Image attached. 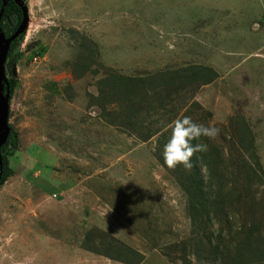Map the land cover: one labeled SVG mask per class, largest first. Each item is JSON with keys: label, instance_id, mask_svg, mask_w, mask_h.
Wrapping results in <instances>:
<instances>
[{"label": "rangeland", "instance_id": "374dc122", "mask_svg": "<svg viewBox=\"0 0 264 264\" xmlns=\"http://www.w3.org/2000/svg\"><path fill=\"white\" fill-rule=\"evenodd\" d=\"M23 1L28 24L16 75L5 62L18 147L0 185V264H125L100 253L106 239L138 251L139 264H184L185 256L203 263L190 250L202 239L194 221L207 208L198 190L182 186L189 170L160 159L171 123L185 113L221 129L200 138L218 153L217 164H198L205 197H220L224 212L218 221L209 211L210 242L234 249L239 240L264 252V47L246 43L264 38V26L250 24L243 35L245 0ZM253 6L247 13L258 18ZM192 64L217 77L194 90H150L133 127L100 81ZM243 223L255 229L234 237Z\"/></svg>", "mask_w": 264, "mask_h": 264}, {"label": "trees", "instance_id": "16d2710c", "mask_svg": "<svg viewBox=\"0 0 264 264\" xmlns=\"http://www.w3.org/2000/svg\"><path fill=\"white\" fill-rule=\"evenodd\" d=\"M1 6V1H0ZM12 15H15L12 18ZM21 9L13 0H7L6 5L4 6L3 14L0 20V26L3 29L6 36L10 35L14 32L21 21ZM23 37V33L19 34L10 44V48L7 54V57H10V61L15 63L17 57L19 55L18 48L21 43ZM45 51V47L41 46L39 49L32 51V56H41ZM86 57L91 56L92 53L89 48L84 49ZM11 63V65H12ZM11 72V71H10ZM215 77H217V72H215L210 67H205L199 64L187 65L181 69H174L166 72L159 73L158 75H149V76H129L120 73H109L107 77L102 78L100 81L104 82L107 88H111V92L113 96L117 100L122 103L121 110L126 111L127 123H129L132 127L135 126V123L140 122L139 115L142 107L139 105L140 102L144 101L147 97L150 90L156 89L153 91V96L158 94L159 91L157 89L163 87V90L168 93L169 91L175 89H185L192 86L194 90L196 87L200 86V84H207L211 82ZM9 81V89H10V98L13 93V85L14 79L8 78ZM103 91V90H102ZM105 92V91H104ZM103 93V92H102ZM10 102V101H9ZM101 104V113L108 114L110 111L106 110L102 101H96L95 104ZM187 115V113H185ZM9 118V116H8ZM139 125V124H138ZM10 126V132L8 134L7 140L1 147L2 153V171L0 175V185L7 179V177L12 173L11 167L8 165L9 155L13 153L14 150L18 147V134L13 128ZM142 136V135H141ZM151 135L142 136V140H146ZM168 139V138H167ZM167 139L162 142V145L166 143ZM196 143V141H193ZM247 144L242 145L243 147H247ZM209 149V150H208ZM159 150V149H158ZM208 150V151H207ZM207 150L203 152H197L192 157L193 167L187 173L184 171V183L182 184L183 188L187 191L188 194L193 193V189L198 190L196 194V199L198 203L203 204L202 206L206 207L205 217L201 220H196V223H202L201 227L198 231V238L202 237L199 240L197 245L190 252L196 255L198 258L203 259V263L201 264H264V252L261 249H256L254 246H247L241 244L238 240L237 245H234V249H229L231 245L224 243L223 245H219L218 243H211L210 235L212 232H206V226L208 221L210 220V215L212 214L218 221L221 220L223 212L222 202L220 197L207 198L205 197L207 192L204 190V179L201 173V168H199L198 164H204L207 167V164H217V154L213 156L216 152L214 146H207ZM202 158V161L200 159ZM163 163V158H160ZM207 159L209 160L207 162ZM184 168V167H183ZM183 170V169H182ZM184 170H186L184 168ZM216 170V169H215ZM249 172H253L251 168H248ZM187 171V170H186ZM249 175V174H248ZM177 179V178H176ZM253 179V175H252ZM42 187V184H40ZM230 189V188H229ZM230 192V190H229ZM230 196V195H228ZM224 202V201H223ZM211 211L212 213L210 214ZM190 215H194V204L190 205L189 209ZM248 212V211H247ZM256 222V220H252ZM247 226V227H246ZM247 231L254 230L255 227L253 225H248L243 223L238 228V233L234 234V237H238L244 229ZM221 228H219L220 230ZM222 238L218 236L217 240H221ZM113 240V239H112ZM102 241L103 250L100 253L107 255L108 257H112L120 262L125 264H139L141 259V254L138 251L134 250L131 247L126 245H120L119 247H115L113 241ZM94 251H97L93 249ZM189 252V250H188ZM251 256V257H250ZM184 264H191L189 258L185 256Z\"/></svg>", "mask_w": 264, "mask_h": 264}, {"label": "clouds", "instance_id": "9594fccd", "mask_svg": "<svg viewBox=\"0 0 264 264\" xmlns=\"http://www.w3.org/2000/svg\"><path fill=\"white\" fill-rule=\"evenodd\" d=\"M220 132L219 127L196 122L188 115L175 119L170 125L168 139L163 145V163L170 169L183 166L186 170H191L193 155L207 150V144L201 143L200 138L215 139Z\"/></svg>", "mask_w": 264, "mask_h": 264}, {"label": "water", "instance_id": "95a60500", "mask_svg": "<svg viewBox=\"0 0 264 264\" xmlns=\"http://www.w3.org/2000/svg\"><path fill=\"white\" fill-rule=\"evenodd\" d=\"M21 9V21L13 33L6 36L0 26V173L2 171V153L1 147L7 140L10 132L8 123L9 105H10V89L9 81L5 73V62L10 48L11 42L21 33H23L28 24V9L23 0H13ZM0 20L3 14L4 6L7 0H1ZM11 75H16V64L11 65Z\"/></svg>", "mask_w": 264, "mask_h": 264}, {"label": "crops", "instance_id": "0c3cea01", "mask_svg": "<svg viewBox=\"0 0 264 264\" xmlns=\"http://www.w3.org/2000/svg\"><path fill=\"white\" fill-rule=\"evenodd\" d=\"M245 3H246V9H245V11L242 14V21H243L242 23H244V25H245L243 29H246V32L243 35H246V33H247L248 30H252V29H250V24H254V25L257 24V26H259V27L260 26H264L259 21L260 18H261V15L264 12V4L262 3V0H258V1H255V0H245ZM250 3H254L253 5L257 6V8L260 10V11H258V12H260L259 13L260 16H258V18H256L255 16H253L252 18L249 17V14L250 13H247V12L250 11V8L251 9L254 8L253 5L252 6L248 5ZM253 22H255V23H253ZM262 29L264 31V28H262ZM243 35H242V37H243ZM247 40L248 41H246V43L249 42L251 45H254L256 47H264V38L262 36H260V33H259V35H257V34H254L253 35V40L254 41L253 40L252 41H249V39H247ZM259 55H261V54L259 53Z\"/></svg>", "mask_w": 264, "mask_h": 264}, {"label": "flooded vegetation", "instance_id": "af4514ba", "mask_svg": "<svg viewBox=\"0 0 264 264\" xmlns=\"http://www.w3.org/2000/svg\"><path fill=\"white\" fill-rule=\"evenodd\" d=\"M1 1V0H0ZM2 3V2H1ZM1 7V6H0ZM3 30V29H2ZM0 175H1V173H0Z\"/></svg>", "mask_w": 264, "mask_h": 264}]
</instances>
